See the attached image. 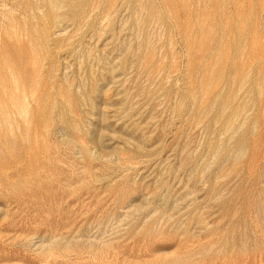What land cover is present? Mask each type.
<instances>
[{
    "label": "rangeland",
    "instance_id": "obj_1",
    "mask_svg": "<svg viewBox=\"0 0 264 264\" xmlns=\"http://www.w3.org/2000/svg\"><path fill=\"white\" fill-rule=\"evenodd\" d=\"M0 264H264V0H0Z\"/></svg>",
    "mask_w": 264,
    "mask_h": 264
}]
</instances>
